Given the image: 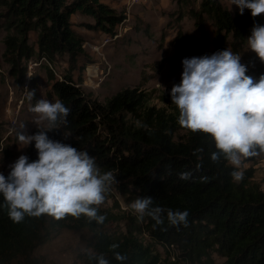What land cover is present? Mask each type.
I'll list each match as a JSON object with an SVG mask.
<instances>
[{"label": "trees", "instance_id": "16d2710c", "mask_svg": "<svg viewBox=\"0 0 264 264\" xmlns=\"http://www.w3.org/2000/svg\"><path fill=\"white\" fill-rule=\"evenodd\" d=\"M176 1L187 8L199 31L205 30L207 19L211 21L215 29L212 53L227 48L238 51L254 22L261 23V15L253 18L248 9L243 14L238 8L232 12L222 0H201L198 8L194 0ZM75 14L89 19L81 24L86 29L110 35L126 18L102 0H0V28L6 32L3 57L20 82L33 59L50 63L58 57L68 59V70L61 77L49 71L52 84L47 92L51 102L60 99L70 108L68 122L48 136L87 151L102 172L111 171L133 187L135 199L151 196L153 206L165 209L162 225L144 217L152 239L181 247L183 256L192 260L217 252L225 257V264H264V189L251 181L252 171L247 170L238 182L231 175L236 167L223 156L212 162L210 154L217 151L214 140L178 123L179 109L172 103L171 90L161 107L148 106L147 94L138 87H125L104 103L87 94L74 77V71L81 69L79 59L86 56L84 36L73 27ZM198 148L203 151L196 152ZM25 155L30 161L37 159L32 147ZM186 171L191 177L180 179L179 173ZM168 209L187 210L188 226L170 225ZM98 214L105 216L103 223L83 214L59 220L47 214H25L15 223L0 195V264H46L37 250L63 228H86L93 233V252L85 255L83 264H96L90 257L100 254L109 264H121L114 252L128 257L123 264H176L161 260L137 231L111 236L106 229L109 216L100 208ZM113 244L119 247L113 249Z\"/></svg>", "mask_w": 264, "mask_h": 264}, {"label": "rangeland", "instance_id": "374dc122", "mask_svg": "<svg viewBox=\"0 0 264 264\" xmlns=\"http://www.w3.org/2000/svg\"><path fill=\"white\" fill-rule=\"evenodd\" d=\"M102 1L120 12L128 10V19L117 26L120 37L102 46L108 34L86 29L81 24L89 19L80 14L73 16V27L84 36L86 50V56L79 59L81 69L74 71L76 81L101 103L125 87H138L147 94L148 106L166 105L162 98L174 84L181 82L182 60L199 56L201 49L211 55L215 34L211 21L207 19L205 30L199 31L187 8L179 6L176 0H139L133 6L127 4V0ZM200 2L194 0L193 6L198 8ZM222 2L232 12L238 8L232 0ZM260 24H264V15H261ZM5 34L0 28V172L7 176L12 162L25 154L29 147L35 149L34 142L28 146L20 144L17 133L34 134L39 130L38 126L46 127L47 122L29 109L41 98L49 100L47 92L52 84L49 71L61 77L68 70V59L58 57L53 63L33 59L28 64L27 77L20 82L3 57ZM31 36L34 41L35 34ZM233 53L241 55V63L248 69L246 74L255 79L264 74V62L250 49L247 38ZM96 71L99 74L94 77L92 74ZM29 91H34L33 99H29ZM21 124H25V129H21ZM235 167L243 173L251 170V181L264 189V153L247 159L241 157V164ZM113 175L116 182L106 193L105 201L98 206L109 216L106 229L111 236L120 238L137 231L141 240L150 245L161 260L174 258L176 261L171 262L176 264H225V257L217 252L192 260L183 256L181 247L171 250L169 245L152 239L145 230L144 219L138 220L130 207L137 196L136 191ZM93 243L94 235L89 229L63 228L41 245L37 254L45 259L46 264H83L85 255L93 252Z\"/></svg>", "mask_w": 264, "mask_h": 264}, {"label": "clouds", "instance_id": "9594fccd", "mask_svg": "<svg viewBox=\"0 0 264 264\" xmlns=\"http://www.w3.org/2000/svg\"><path fill=\"white\" fill-rule=\"evenodd\" d=\"M232 4L240 14L248 9L253 18L264 15V0H232ZM247 41L264 62V24L254 22ZM182 65L181 82L174 84L170 93L172 103L179 109L178 123L193 132L210 134L217 149L210 154L211 161L219 162L223 156L233 166H239L241 157L247 159L264 153V74L258 79L246 74L248 69L241 63V55L228 48L211 55L184 58ZM33 96L34 91H29V99ZM29 110L47 125L38 126L34 134L17 133L20 144L28 146L34 142L37 159L30 161L21 154L9 165L7 176L0 172V195L9 218L19 223L25 214L35 217L47 214L57 220L67 215L79 218L83 214L103 223L105 216L98 214V206L105 201L116 178L111 171L102 172L95 157L87 151L48 136L49 131L68 122L70 108L60 99L51 102L41 98ZM20 127L25 129V124ZM231 175L238 182L244 177L238 167ZM190 177V172L179 173L182 180ZM153 205V198L145 196L135 199L130 207L138 220L149 216L156 225H162L165 209ZM188 216L187 210H167V220L172 226L187 227ZM111 247L116 249L119 245ZM114 257L121 264L128 259L120 252H114ZM90 258L96 264H109L103 254Z\"/></svg>", "mask_w": 264, "mask_h": 264}, {"label": "built area", "instance_id": "2783aa9c", "mask_svg": "<svg viewBox=\"0 0 264 264\" xmlns=\"http://www.w3.org/2000/svg\"><path fill=\"white\" fill-rule=\"evenodd\" d=\"M125 13V12H124ZM115 39H117V31L113 34V35H108L104 40H103V42L101 43V45L102 46H104L105 44H108L109 42H112V41H114ZM96 47H101V46H99V45H95ZM91 70H95V67H91ZM98 74H99V72L98 71H96V72H94L92 75L94 76V77H97L98 76ZM177 248V247H176Z\"/></svg>", "mask_w": 264, "mask_h": 264}, {"label": "bare ground", "instance_id": "6f19581e", "mask_svg": "<svg viewBox=\"0 0 264 264\" xmlns=\"http://www.w3.org/2000/svg\"><path fill=\"white\" fill-rule=\"evenodd\" d=\"M138 2H139V0H127L126 3H127V4H130V5L133 6L134 4L137 5ZM127 7H128V6H127ZM131 10H132V9H131ZM127 12H128V10H127ZM127 12H125L126 18L124 19V21L128 19V18H127V17H128V16H127ZM129 12H130V11H129ZM124 21H123V22H124ZM123 22H122L121 24H123ZM120 31H121V30H120ZM105 34H106V33H105ZM105 34H104V35H105ZM108 35H110V34H108ZM108 35H107V36H108ZM120 35H121V34H119V32H117V38L120 37ZM169 248H170L171 250H174V249L176 248V246L173 245V244H170V245H169ZM172 253H173V252H172ZM172 255H173V254H172ZM174 257H175V256H174ZM172 258H173V257H172ZM173 260H175V259L173 258Z\"/></svg>", "mask_w": 264, "mask_h": 264}, {"label": "crops", "instance_id": "0c3cea01", "mask_svg": "<svg viewBox=\"0 0 264 264\" xmlns=\"http://www.w3.org/2000/svg\"><path fill=\"white\" fill-rule=\"evenodd\" d=\"M74 16V15H73ZM98 32H100V31H98Z\"/></svg>", "mask_w": 264, "mask_h": 264}]
</instances>
